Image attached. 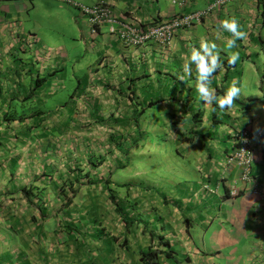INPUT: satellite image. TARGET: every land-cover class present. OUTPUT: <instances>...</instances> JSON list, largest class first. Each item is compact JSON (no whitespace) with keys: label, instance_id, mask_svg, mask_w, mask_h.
I'll list each match as a JSON object with an SVG mask.
<instances>
[{"label":"crops","instance_id":"obj_1","mask_svg":"<svg viewBox=\"0 0 264 264\" xmlns=\"http://www.w3.org/2000/svg\"><path fill=\"white\" fill-rule=\"evenodd\" d=\"M70 1L0 0V264H172L161 255L155 263L142 261L158 237L169 243L176 264H264V199L242 183L230 197L227 183L238 182L239 168L225 162L239 131L248 130L253 178L264 192V0H222L168 44L139 46L125 44L106 25L91 33L72 2L99 0ZM107 1L146 21L203 10L216 0L183 8L170 0ZM232 17L248 36L225 51L230 33L220 22ZM202 40L220 50L224 66L212 78L217 95L232 82L241 90L231 110L213 111L215 104L199 99L195 65L191 77L179 79ZM66 82L72 93L62 101ZM145 125L168 133L198 178L170 193L119 187V214L104 180L123 183L113 174L128 167L131 153L147 149Z\"/></svg>","mask_w":264,"mask_h":264},{"label":"built area","instance_id":"obj_2","mask_svg":"<svg viewBox=\"0 0 264 264\" xmlns=\"http://www.w3.org/2000/svg\"><path fill=\"white\" fill-rule=\"evenodd\" d=\"M170 2L183 8L192 0H170ZM221 2L222 0H216L203 10L181 12L171 18H156L146 21L135 20L128 15L116 12L107 0H99L93 5H85L74 1L72 3L86 17L91 33H97L101 26L106 25L109 33L118 37L125 44L139 46L150 40H155L162 45L168 44L178 31L200 23L211 9ZM253 159L251 134L246 129L240 130L239 138L227 153L225 160L227 165H236L239 168L238 182L227 183L230 197L238 196L242 190L239 183H242L243 186L252 185L251 190L253 193L264 199V192H261L260 187L255 185V179L253 178ZM204 187L208 188L210 186L207 184Z\"/></svg>","mask_w":264,"mask_h":264},{"label":"rangeland","instance_id":"obj_3","mask_svg":"<svg viewBox=\"0 0 264 264\" xmlns=\"http://www.w3.org/2000/svg\"><path fill=\"white\" fill-rule=\"evenodd\" d=\"M81 59V58H80ZM83 60V59H81ZM88 61V60H87ZM83 63V61H82ZM71 63H69L70 68ZM65 88L61 90L60 99L68 100L72 92V83H64ZM248 91H249V87ZM158 111V108H149L147 113ZM148 132H139L143 137L147 134L145 142L147 149L141 152L131 153L128 167L119 169L113 175H116L121 182H133L136 186L146 189V187H158L165 190L164 193H170V189L175 185H185L198 178L195 171L190 170V162L177 153V145L172 138L161 130H153L151 125L144 126ZM161 150V154L152 156L151 152ZM137 154V155H136ZM133 155H135L133 157ZM130 167V169H129ZM188 168V169H187ZM138 171L139 175L135 172ZM177 178L171 184L172 174ZM178 186V188H179ZM125 191V188H121ZM120 189V190H121Z\"/></svg>","mask_w":264,"mask_h":264},{"label":"clouds","instance_id":"obj_4","mask_svg":"<svg viewBox=\"0 0 264 264\" xmlns=\"http://www.w3.org/2000/svg\"><path fill=\"white\" fill-rule=\"evenodd\" d=\"M220 29L230 33V37L225 41V51H230L237 47V41H244L248 36V33L242 29V26L235 17L222 20L220 22ZM217 39H219V36H217ZM238 59V51L230 52L228 64L235 65ZM192 65H195V91L199 99L209 106L215 104L216 107L212 109L213 111H216L217 108L221 112L233 109L236 99L241 94V90L236 82H232L223 95H217L216 89L212 87L213 75L224 66L217 44L202 40L199 48L193 47L191 49L182 67L183 75L179 76L181 81H184L186 77L192 76Z\"/></svg>","mask_w":264,"mask_h":264},{"label":"trees","instance_id":"obj_5","mask_svg":"<svg viewBox=\"0 0 264 264\" xmlns=\"http://www.w3.org/2000/svg\"><path fill=\"white\" fill-rule=\"evenodd\" d=\"M190 133L194 134L197 132L191 131ZM188 140H192V137L189 136ZM96 162H100V161H96ZM111 175H112V173H111ZM92 181H93V179H88V183H92ZM111 182L112 181L109 180V178H106L104 180L105 187L108 190L109 199L115 205L116 212L119 214H122L123 209H121L120 203H119L118 198L115 194V190H117L119 187H123V188L129 190V189H131L133 187H137V186L135 183L129 182V181L123 182L121 184L120 183H117V184L113 183V186H111V184H112ZM70 184H71V182H68L67 179L63 180L61 187H62L63 193H65V197H68V194L66 192H64V189L65 188L66 189L71 188L72 186ZM228 194H229V192H228ZM71 200H72V198L67 199V202H68L67 204H69L71 202ZM122 216H123L125 223H127V225L130 224V221H128L129 219L126 218L124 215H122ZM174 253L175 252L173 251V249H171L169 243L167 241L163 240L162 237H158L157 248L153 249L150 247V248L144 250L142 252L141 259L145 263H155L157 261L158 256L161 255V256H164L166 259H169V261L172 264H176L177 260L174 258Z\"/></svg>","mask_w":264,"mask_h":264}]
</instances>
